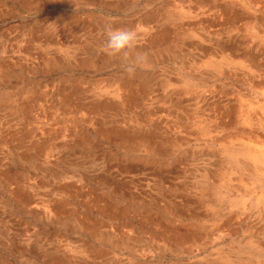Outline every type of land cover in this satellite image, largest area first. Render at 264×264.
Here are the masks:
<instances>
[{"label":"rangeland","instance_id":"374dc122","mask_svg":"<svg viewBox=\"0 0 264 264\" xmlns=\"http://www.w3.org/2000/svg\"><path fill=\"white\" fill-rule=\"evenodd\" d=\"M0 264H264V0H0Z\"/></svg>","mask_w":264,"mask_h":264},{"label":"clouds","instance_id":"9594fccd","mask_svg":"<svg viewBox=\"0 0 264 264\" xmlns=\"http://www.w3.org/2000/svg\"><path fill=\"white\" fill-rule=\"evenodd\" d=\"M106 37L101 46V51L110 57H117L121 62L122 71L130 78L137 70L148 62V53L135 51L139 34L133 28H112L104 29Z\"/></svg>","mask_w":264,"mask_h":264}]
</instances>
